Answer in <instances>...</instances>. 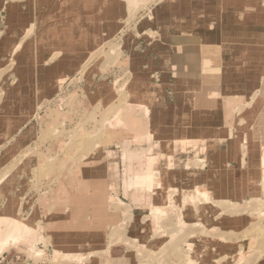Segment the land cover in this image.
<instances>
[{"label": "rangeland", "instance_id": "obj_1", "mask_svg": "<svg viewBox=\"0 0 264 264\" xmlns=\"http://www.w3.org/2000/svg\"><path fill=\"white\" fill-rule=\"evenodd\" d=\"M0 221V264H264V0H0Z\"/></svg>", "mask_w": 264, "mask_h": 264}, {"label": "crops", "instance_id": "obj_2", "mask_svg": "<svg viewBox=\"0 0 264 264\" xmlns=\"http://www.w3.org/2000/svg\"><path fill=\"white\" fill-rule=\"evenodd\" d=\"M208 35L171 33L166 38L164 48L159 51L160 70L165 68L168 79L192 86L181 91L221 88L225 83V46L219 39Z\"/></svg>", "mask_w": 264, "mask_h": 264}, {"label": "bare ground", "instance_id": "obj_3", "mask_svg": "<svg viewBox=\"0 0 264 264\" xmlns=\"http://www.w3.org/2000/svg\"><path fill=\"white\" fill-rule=\"evenodd\" d=\"M198 193L206 194L205 191H201V188H198ZM1 221H2V219H1ZM15 222L13 224L12 223L10 224L11 225V230H5V229H3L2 231H0V239H4L6 236L7 237L8 236H11V237L13 236V238L15 240H21L23 238L24 233L22 231V228H21V226H20L19 223H15ZM68 257H74V258H77V259L79 258V256H73V255H69ZM82 258H84V257H82Z\"/></svg>", "mask_w": 264, "mask_h": 264}]
</instances>
